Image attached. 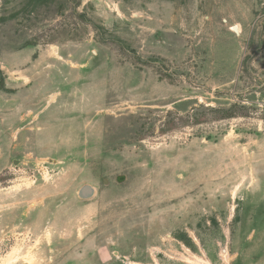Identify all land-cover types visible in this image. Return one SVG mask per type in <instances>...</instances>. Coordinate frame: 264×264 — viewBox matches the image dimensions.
Returning <instances> with one entry per match:
<instances>
[{
    "label": "rangeland",
    "instance_id": "obj_1",
    "mask_svg": "<svg viewBox=\"0 0 264 264\" xmlns=\"http://www.w3.org/2000/svg\"><path fill=\"white\" fill-rule=\"evenodd\" d=\"M0 264H264V0H0Z\"/></svg>",
    "mask_w": 264,
    "mask_h": 264
},
{
    "label": "water",
    "instance_id": "obj_2",
    "mask_svg": "<svg viewBox=\"0 0 264 264\" xmlns=\"http://www.w3.org/2000/svg\"><path fill=\"white\" fill-rule=\"evenodd\" d=\"M234 30H236V27H233ZM79 196L86 198L89 197L92 194V188L88 185H83L79 191Z\"/></svg>",
    "mask_w": 264,
    "mask_h": 264
},
{
    "label": "trees",
    "instance_id": "obj_3",
    "mask_svg": "<svg viewBox=\"0 0 264 264\" xmlns=\"http://www.w3.org/2000/svg\"><path fill=\"white\" fill-rule=\"evenodd\" d=\"M237 113H238V110L236 111V108H234V107H230L229 109H227V110H225L224 111V117H233V116H235V115H237Z\"/></svg>",
    "mask_w": 264,
    "mask_h": 264
},
{
    "label": "bare ground",
    "instance_id": "obj_4",
    "mask_svg": "<svg viewBox=\"0 0 264 264\" xmlns=\"http://www.w3.org/2000/svg\"><path fill=\"white\" fill-rule=\"evenodd\" d=\"M237 30V29H236Z\"/></svg>",
    "mask_w": 264,
    "mask_h": 264
}]
</instances>
